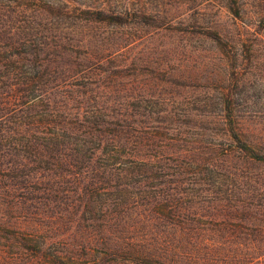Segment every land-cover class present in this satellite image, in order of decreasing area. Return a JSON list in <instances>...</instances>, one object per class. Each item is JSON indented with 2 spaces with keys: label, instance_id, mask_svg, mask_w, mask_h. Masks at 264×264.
I'll return each instance as SVG.
<instances>
[{
  "label": "trees",
  "instance_id": "obj_1",
  "mask_svg": "<svg viewBox=\"0 0 264 264\" xmlns=\"http://www.w3.org/2000/svg\"><path fill=\"white\" fill-rule=\"evenodd\" d=\"M71 1L0 0V264H264V177L235 162L264 153L231 94L227 146L170 136L166 105L154 116L115 92L128 66L108 68L79 35L126 24L129 8ZM224 7L243 33L207 36L223 52L264 51V0Z\"/></svg>",
  "mask_w": 264,
  "mask_h": 264
},
{
  "label": "rangeland",
  "instance_id": "obj_2",
  "mask_svg": "<svg viewBox=\"0 0 264 264\" xmlns=\"http://www.w3.org/2000/svg\"><path fill=\"white\" fill-rule=\"evenodd\" d=\"M82 4L111 11L128 7L131 13L129 22L121 26L80 28L79 35L91 37L93 48L109 58L105 66H128L124 67L125 75L116 80L115 92L119 90V95L126 94L134 102L140 99L154 116L158 107L166 105L175 122H164V127L169 128L170 136L177 134L188 141L189 147L222 139L224 146L228 145L219 103L223 92L228 97L231 94L242 134L264 153V51H246L240 46L223 52L207 36L215 27L228 41L238 40L243 33L234 25L224 0L69 2L71 7ZM139 10L154 19L143 22ZM235 162L264 177V164H246L243 156ZM1 202L6 204L7 200L1 198Z\"/></svg>",
  "mask_w": 264,
  "mask_h": 264
}]
</instances>
